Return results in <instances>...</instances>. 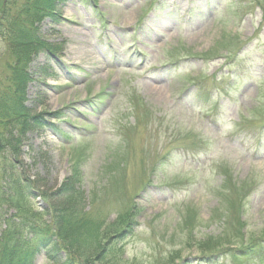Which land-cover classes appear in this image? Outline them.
I'll use <instances>...</instances> for the list:
<instances>
[{"label":"rangeland","instance_id":"obj_1","mask_svg":"<svg viewBox=\"0 0 264 264\" xmlns=\"http://www.w3.org/2000/svg\"><path fill=\"white\" fill-rule=\"evenodd\" d=\"M28 2L34 32H0V95L26 78L14 162L51 235L3 259L264 264V0Z\"/></svg>","mask_w":264,"mask_h":264},{"label":"trees","instance_id":"obj_2","mask_svg":"<svg viewBox=\"0 0 264 264\" xmlns=\"http://www.w3.org/2000/svg\"><path fill=\"white\" fill-rule=\"evenodd\" d=\"M8 1L9 4L6 8L5 15L6 17L8 16L6 18L8 23L4 27L2 26L0 32L2 33L3 28L9 29L13 37H16L17 34H21V32L25 34L29 31L34 32V27L28 25L26 20L19 17L20 13L24 15L27 13L16 5L17 0ZM50 1L51 0H29L28 3L30 7L28 12H35L36 9H40L41 13L49 11L48 9L50 7L48 8L47 5ZM35 14L36 12L34 15ZM16 22L18 23L17 26ZM25 25H28V27ZM13 42L15 43L16 39H13ZM38 50L39 49H32L28 56L36 54ZM26 57H22V54H20V57L17 56V59L24 61ZM25 79L26 78L23 77L21 79L19 76H12L11 92H9V94H3L2 96L0 95V116L3 118H0V120L1 124L6 128V134L0 133V264H15L16 262L13 260L11 251V255H6L3 259L5 255V250L2 249L4 244L8 246V248H13L14 252L15 249H19V252L22 254H33V252H35L34 247L38 248V246L46 245L51 235L45 225L39 226L37 223L31 222L30 217H33V206L30 203L32 199L29 194L30 184L23 180L20 170L15 167L14 162L15 157L22 151L23 132L31 126L29 124L31 118L24 109L23 100H20L16 90L18 83L20 81L23 82ZM9 118L11 122H9ZM48 209L49 208L46 210ZM10 210H14V212L10 214ZM36 220H38V218H36ZM16 244L17 247H15ZM73 252V256L80 258V252L84 251L80 248L79 250H73ZM75 257L73 258L70 256L68 258V263L79 264L78 261L75 260Z\"/></svg>","mask_w":264,"mask_h":264},{"label":"bare ground","instance_id":"obj_3","mask_svg":"<svg viewBox=\"0 0 264 264\" xmlns=\"http://www.w3.org/2000/svg\"><path fill=\"white\" fill-rule=\"evenodd\" d=\"M161 91V89L159 88V92Z\"/></svg>","mask_w":264,"mask_h":264}]
</instances>
